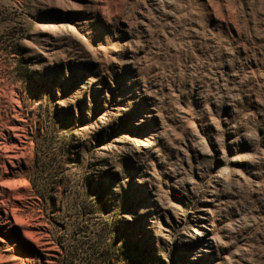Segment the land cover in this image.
<instances>
[{
  "label": "rangeland",
  "instance_id": "rangeland-1",
  "mask_svg": "<svg viewBox=\"0 0 264 264\" xmlns=\"http://www.w3.org/2000/svg\"><path fill=\"white\" fill-rule=\"evenodd\" d=\"M0 264H264V0H0Z\"/></svg>",
  "mask_w": 264,
  "mask_h": 264
}]
</instances>
